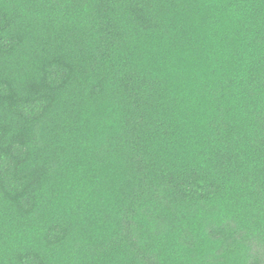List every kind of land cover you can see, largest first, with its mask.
<instances>
[{"label":"trees","instance_id":"1","mask_svg":"<svg viewBox=\"0 0 264 264\" xmlns=\"http://www.w3.org/2000/svg\"><path fill=\"white\" fill-rule=\"evenodd\" d=\"M0 264H264V0H0Z\"/></svg>","mask_w":264,"mask_h":264}]
</instances>
